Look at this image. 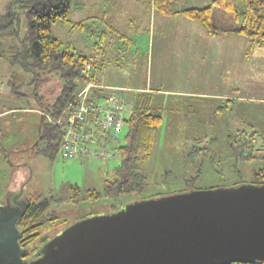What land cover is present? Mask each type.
Returning a JSON list of instances; mask_svg holds the SVG:
<instances>
[{
	"label": "rangeland",
	"instance_id": "374dc122",
	"mask_svg": "<svg viewBox=\"0 0 264 264\" xmlns=\"http://www.w3.org/2000/svg\"><path fill=\"white\" fill-rule=\"evenodd\" d=\"M212 1L178 0L174 9L205 8ZM9 2L0 0V16ZM79 2V9L70 16V21L78 25L59 22L52 33L65 47L98 65L96 59H105L104 46H95L101 35L93 29L106 31L115 44L106 49L105 82L117 80L137 89L149 87L152 114L163 119L150 156L140 164L141 173L148 178L146 190L140 195L119 199L101 196L94 201L90 192H104L105 182L117 177L118 163L89 159L70 162L58 157L51 161L36 155L32 146L40 137V109L51 107L62 83L56 76L36 81L31 72L0 57V212L8 207L11 180L21 174L29 175L24 196L62 201L54 210L67 228L90 217L111 216L138 201L187 193L191 186L192 190L202 191L251 183V171L258 169L261 162L258 159L247 165L241 163L245 173L242 177L234 173L236 162L229 150V136L256 133L255 154L264 156V48L251 49L250 40L244 36L235 38L240 41L235 45L228 41L231 36L210 38L203 27L185 16L159 15L152 0ZM235 3L242 7L241 0ZM222 14V19H228ZM21 23V35L25 36L28 23L23 13ZM110 26L117 33L129 35L128 48L120 47L124 39L119 40ZM193 39L208 47L213 55L193 61L201 53L188 49V45L196 44L187 42ZM10 41L2 43L7 48ZM144 41L150 45H142ZM120 61L131 72L128 80L117 72ZM92 74H96L94 66L89 71ZM125 94L131 96L133 108L139 93L134 90ZM121 132L124 143L126 127ZM191 179L194 181L190 185ZM71 186L79 188L78 206L69 199ZM55 227L47 225L42 236Z\"/></svg>",
	"mask_w": 264,
	"mask_h": 264
},
{
	"label": "trees",
	"instance_id": "16d2710c",
	"mask_svg": "<svg viewBox=\"0 0 264 264\" xmlns=\"http://www.w3.org/2000/svg\"><path fill=\"white\" fill-rule=\"evenodd\" d=\"M173 1L152 0V6L156 13L165 17L185 16L203 27L206 34L212 38L230 34L244 36L250 40L251 49L254 46L264 48V0H241L240 8L235 0H213L211 5L205 8L195 7L183 11H176ZM79 6V0H10L4 14L0 16V57L6 58L12 66L19 65L25 71L31 72L36 81L44 82L46 78L56 76V79L62 83L51 107L40 109L54 121L62 122L63 118L78 105L77 97L83 88L88 83H97L96 74L83 73L84 67L89 65L94 66V69L96 67L90 58L78 55L74 50L65 47L52 33L53 27L59 22L77 26L78 24L70 21V16L74 10L79 9ZM221 12L228 19H222ZM22 13L28 23L25 36L21 35ZM5 40H11L7 48L2 43ZM12 92L18 94L16 90ZM149 101V98L142 96L141 101L132 108L131 114L125 120L128 134L119 152L121 160L116 171L117 177L115 180L105 182L103 193L90 192L89 197L94 201L101 196L119 199L145 192L148 178L141 173L140 164L150 156L155 144L156 130L163 123L160 115L152 114ZM40 125V137L32 148L36 155L54 161L58 157L64 128L51 124L43 115ZM256 137V133L247 135L245 132L229 136V150L236 162L234 173L240 177L245 174L241 169V163L247 165L260 160L261 166L251 171L252 180L248 184L264 186V156L255 154ZM28 176L21 174L11 180V195L20 193ZM193 181L194 179H191L188 183L191 185ZM28 185L29 183L22 193ZM192 187L188 192L192 191ZM69 191L72 195L69 197L72 203L76 206L80 205L79 188L71 186ZM60 204L62 201L53 197L42 200L40 197L28 198V209L17 224L21 236L20 247L26 251L25 255L37 251L47 225L56 226L49 231V236L55 237L67 229L62 226L61 217L54 210Z\"/></svg>",
	"mask_w": 264,
	"mask_h": 264
},
{
	"label": "water",
	"instance_id": "95a60500",
	"mask_svg": "<svg viewBox=\"0 0 264 264\" xmlns=\"http://www.w3.org/2000/svg\"><path fill=\"white\" fill-rule=\"evenodd\" d=\"M26 184L21 187L20 193ZM0 212V264H264V186L192 190L81 220L23 261L18 222Z\"/></svg>",
	"mask_w": 264,
	"mask_h": 264
},
{
	"label": "built area",
	"instance_id": "2783aa9c",
	"mask_svg": "<svg viewBox=\"0 0 264 264\" xmlns=\"http://www.w3.org/2000/svg\"><path fill=\"white\" fill-rule=\"evenodd\" d=\"M91 67H84L83 73L89 72ZM125 92L128 91L88 83L78 94V105L62 122L51 120L41 111L51 124L64 128L58 158L80 163L88 159L119 163V152L124 145L121 131L130 114Z\"/></svg>",
	"mask_w": 264,
	"mask_h": 264
},
{
	"label": "crops",
	"instance_id": "0c3cea01",
	"mask_svg": "<svg viewBox=\"0 0 264 264\" xmlns=\"http://www.w3.org/2000/svg\"><path fill=\"white\" fill-rule=\"evenodd\" d=\"M176 1H178V0H174V2H173V5H174V3H176ZM176 11H178V10H176ZM181 11H183V10H181ZM178 16H180V15H178ZM111 31H114V29H113V27H111L110 26V28H109ZM93 31L96 33V32H99V35H101V37L99 38V43H97V44H95V46H104V48H103V50H104V56H105V59L103 60V59H101L100 61H98L97 59H96V62L98 63V65H96L95 64V66H96V76L95 77H97V83H99V84H102L103 86H105L106 88L107 87H109V88H114V89H124V90H127L128 92H132V91H134L135 90V92H138L139 94H137V100H136V103H135V105L136 104H138L140 101H141V99H142V96L143 97H145V98H147L148 99V97H147V95L148 94H150V92H151V90L149 89V87H143V88H141V89H137V88H133V87H129V86H126V85H122L121 84V82H119V81H117V80H115L113 83H106L105 81H107V79L104 77V75H105V70H106V68H105V62H106V56H107V54H106V49H107V46L109 45V44H115V43H113L114 41H113V38L111 37V36H108V34H107V32L105 31L104 33H101V31L100 30H96L95 28L93 29ZM115 32V34H118V39L120 40V39H124L123 41H124V43H120V47L122 48V49H124V47H127L128 48V44L130 43V42H128V43H126V41L129 39V35H127V36H125V35H122V34H120V33H117L116 31H114ZM145 34V33H144ZM144 34H143V36H144ZM148 35H149V33H147ZM208 37H210L209 35H207ZM206 36V37H207ZM224 36V35H223ZM225 36H228V37H233V39H231V37L229 38V42H230V40L232 41V43H233V45H235V44H237L238 42H240L239 40H236L235 38H237L238 36H236V35H232V34H230V35H225ZM145 37H147V36H145ZM221 37V35L219 36V37H217V38H214V39H219ZM186 38H190V37H185V39ZM210 38H212V37H210ZM108 40V41H107ZM113 41V42H112ZM191 41H192V43H196L197 42V39H193V40H187V42H189V43H191ZM120 42V41H119ZM150 45V42H148V41H144V43L142 44V45ZM190 48V50H195L196 52L199 50H201V53H200V55H195V59H193V61H195V62H197V61H199V59L201 58V59H208L210 56H212L213 54L208 50V47H206V46H204V45H198L197 43L196 44H194V45H192V44H190V45H188V49ZM102 49V48H101ZM124 51V53H126V50H123ZM83 56V55H82ZM84 56H86V55H84ZM149 59V58H148ZM127 60V58H124L123 59V61H126ZM123 66V64H122V62L120 61L118 64H117V67H116V69L119 67L120 68V71H117V72H119L122 76H124L125 78H126V80H128V78H129V76H131L130 74H131V72L129 73V69H128V66H125V67H122ZM111 68H115V67H111ZM131 81V80H130ZM131 88V89H130ZM135 94V93H134ZM195 94V93H194ZM198 94H200V93H198ZM189 95H192V94H189ZM127 96V98H129V103H128V107H129V109L130 108H132L131 107V102L133 103V100H132V98H131V96H129V95H126ZM198 96V95H197ZM135 107V106H134ZM133 107V108H134ZM11 196V195H10Z\"/></svg>",
	"mask_w": 264,
	"mask_h": 264
},
{
	"label": "flooded vegetation",
	"instance_id": "af4514ba",
	"mask_svg": "<svg viewBox=\"0 0 264 264\" xmlns=\"http://www.w3.org/2000/svg\"><path fill=\"white\" fill-rule=\"evenodd\" d=\"M8 202L9 205H11L8 210H10V212H13L16 218L17 216H21L23 211H25V208L27 207L28 198L24 196V193H17V194H12ZM49 235L50 233L47 232L44 236H42L40 240V245L36 249L37 251L34 254H29V255L24 254L22 260L33 262L36 259H38L40 255L36 253L40 250V248L44 247L48 242H50L53 238H55L54 236H49Z\"/></svg>",
	"mask_w": 264,
	"mask_h": 264
}]
</instances>
